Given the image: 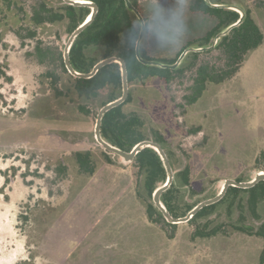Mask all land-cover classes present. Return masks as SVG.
Instances as JSON below:
<instances>
[{"label":"rangeland","instance_id":"rangeland-1","mask_svg":"<svg viewBox=\"0 0 264 264\" xmlns=\"http://www.w3.org/2000/svg\"><path fill=\"white\" fill-rule=\"evenodd\" d=\"M225 1L257 8L253 1ZM192 2L137 0L145 21L141 46L148 55L169 60L189 42H211L214 36L201 37L217 20L191 11ZM69 35L65 23H57L48 25L43 37L63 50ZM25 42L21 45L10 30L0 38V264L25 259L32 264H259L264 237L233 225L257 230L264 221V201L252 212L248 193L242 192L196 222L165 229L149 222L145 205L152 196L143 177L95 140L97 113L108 89L85 101L69 91L62 75L64 93L54 94L41 75L44 67L27 54L32 39ZM192 75L186 70L167 85L130 83L132 99L124 106L143 117L146 139H154L152 130L163 136L157 140L174 176L189 168V186L178 187L179 212L186 209L185 201L197 204L215 196L224 179L247 181L260 171L258 165L264 166L256 160L264 149V40L233 77L210 84L188 105L184 96ZM77 150L91 151L93 175L78 170ZM218 227L215 235L199 234Z\"/></svg>","mask_w":264,"mask_h":264},{"label":"trees","instance_id":"trees-1","mask_svg":"<svg viewBox=\"0 0 264 264\" xmlns=\"http://www.w3.org/2000/svg\"><path fill=\"white\" fill-rule=\"evenodd\" d=\"M26 1H28V5L25 3ZM92 1L97 4L98 10L92 21L79 33L70 48L69 59L72 66L80 72H88L98 60L116 55L125 61L128 84L135 82L144 85L152 82L170 84L190 69L193 71L191 84L188 87L190 92L184 96L188 105L196 102L210 84L222 83L233 77L248 54L264 40V34L259 25L261 23L259 17L262 14V9H264V0H248L254 2L257 6L255 9L238 1V5L245 12L243 20L227 34L221 36V39L213 48L188 52L180 66L175 69L146 65L136 57L135 43L140 25L135 14L128 10L125 1ZM210 1L212 3H229L225 0ZM131 2L138 8L137 0H131ZM190 9L193 12H201L217 20L216 26L201 37L203 41L211 39L221 29L235 22L240 16L239 12L234 9L211 6L206 0H193ZM90 11L91 9L88 6L72 5L65 3L63 0L56 7L50 5L47 0H0V38L7 30H10L18 37L21 45L26 43V39H32V46L27 54L32 56L37 64L44 67L41 75L47 79V88L51 89L54 94L63 95V87L65 86H62L61 76L65 75L69 80V91L73 90L85 101L98 98L102 92L108 89V96L103 101V104H105L117 98L121 92L120 65L116 62L109 63L99 68L90 78L76 77L69 73L65 66L63 50L43 37L45 28L48 25L57 23H65L67 32L71 33ZM196 43H199L198 46L206 44L193 41L189 42L188 45H195ZM140 52L146 59H156L170 63L174 62L180 54L179 52L175 58L168 60L148 55L142 46ZM210 54L215 57L210 58ZM7 79H10V77H7ZM131 99L132 96L129 92L124 102L108 110L102 118L100 130L105 140L125 151L131 150L137 142L146 139L143 131L145 125L143 117L135 110L126 111L124 109L125 104ZM78 109L85 114L89 112L83 104L78 105ZM152 131L153 140L161 145L160 141H163V136L156 130ZM109 155L105 152L106 161L111 163L112 160ZM73 156L80 172L93 175L96 164L91 151L77 150L73 152ZM256 160L257 164L264 163V149L260 151ZM129 164L143 177L145 189L150 197L159 183H163L166 179L165 168L158 153L153 148L146 147L142 149ZM257 167L259 170L264 171L262 164ZM58 169L63 173L66 172L64 163H60ZM236 180L240 181L242 179L237 178ZM177 182H181V184H177ZM189 184V168L186 166L178 172L177 176H174L169 188L161 193V201L174 217L184 215L194 205L185 201L186 209L183 212L177 210L179 205L178 187L189 186ZM1 192L2 189L0 188ZM242 192L248 193L247 205L254 212L258 204L264 201V181L261 180L250 188L229 186L219 201L204 206L188 221L196 222L198 218L208 214L218 203L224 200H231L232 197L233 199H239ZM238 204H241V202ZM145 212L149 222L160 224L164 229L165 226L173 228L176 226V224L165 220L161 211L154 205L153 200L146 202ZM233 228L247 234L264 237V221L255 231L251 227L240 225H233ZM218 231L219 227L207 232L199 231V234L211 236ZM196 232L198 233V231ZM167 235L172 238L174 232L170 231ZM263 261L264 252L261 255L259 264H262ZM14 264L32 263L30 259H25Z\"/></svg>","mask_w":264,"mask_h":264},{"label":"water","instance_id":"water-1","mask_svg":"<svg viewBox=\"0 0 264 264\" xmlns=\"http://www.w3.org/2000/svg\"><path fill=\"white\" fill-rule=\"evenodd\" d=\"M63 1L65 3L77 5V6H88L91 9L90 13L86 16V18L76 28H74V30L70 33L67 41L64 44L63 58H64L65 66H66L67 70L69 71V73H71L72 75L79 77V78H90L97 72V70L99 68H101L102 66H104L106 64L116 62L120 65L121 83H122L121 94L117 98L105 103L99 109V111L97 113V117H96L95 127H94L95 140L103 149L107 150L110 153L118 155L122 159V161H124V162H131L132 159L134 158V156L139 151H141L142 149H144L146 147L153 148L158 153V155L162 161V164L165 168V171H166V179L163 183H161L160 186H157L155 188V190L152 193V200H153L154 205L161 211L163 217L165 218V220L167 222L176 224V223L188 221L202 207L219 201L224 196V194L227 191L229 186H235V187H239V188H250V187L254 186L257 182H259L261 180L264 181V171H262V170L257 171L255 173V175L250 180H247V181H238L235 179L226 178L223 180L222 186H221L219 192L215 196L208 198V199H205L203 201H200L199 203L194 205L184 216H179V217L172 216L170 214V212L168 211V209L166 208V206L163 204V202L160 199L161 193L169 188V186L171 185L173 178H174L171 163H170L169 158H168L165 150L163 149V147L157 141H155L153 139H143V140H140L139 142H137L132 147L131 150L125 151V150H122L121 148L109 143L101 135V131H100L101 130V122H102V118H103L104 114L108 110H110L111 108L118 106L119 104L124 102L128 96V93H129L127 68H126L125 61L121 57H118L116 55L108 56V57H105V58L98 60L93 65L91 70L88 72H80V71L76 70L70 62V59H69L70 48H71L74 40L76 39V37L79 35V33L94 18L95 14L98 10L97 4L95 2H93L92 0H63ZM124 1H125V4H126L128 10L132 11L135 14V16L139 22V25H140L138 37H137L136 43H135V53H136L137 59L140 62H142L143 64L157 65V66L162 67V68L175 69L178 66H180V64L183 62V60H184V58L188 52L203 51V50L213 48L219 42V40L221 39V36L227 34L233 27L240 24L241 21L243 20L244 16H245V12H244L243 8L240 5H238L237 3H232V2L231 3H212L210 0H206V2L211 6L225 7V8H230V9H234V10L238 11L240 14L239 18L235 22H233V23L227 25L226 27H224L223 29H221L211 39L210 43H207V44L201 45V46H198V45L186 46L181 51V53L178 55L177 59L174 62L170 63V62H164V61H160V60H156V59H146L141 55L140 47H141V42H142V39H143V36L145 33V21H144V18L142 16L141 12L139 11V9L136 6H134V4L131 2V0H124ZM262 264H264V261Z\"/></svg>","mask_w":264,"mask_h":264},{"label":"flooded vegetation","instance_id":"flooded-vegetation-1","mask_svg":"<svg viewBox=\"0 0 264 264\" xmlns=\"http://www.w3.org/2000/svg\"><path fill=\"white\" fill-rule=\"evenodd\" d=\"M176 59H177V58H176ZM194 205H196V203H195ZM194 205H193V206H194ZM202 208H203V207H202ZM187 212H188V211H187ZM187 212H186V213H187ZM184 215H185V214H184ZM184 215H183V216H184ZM178 217H179V216H178ZM176 224H177V223H176Z\"/></svg>","mask_w":264,"mask_h":264}]
</instances>
